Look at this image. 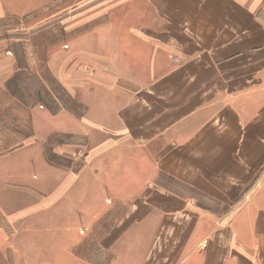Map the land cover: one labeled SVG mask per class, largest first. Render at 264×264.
I'll return each mask as SVG.
<instances>
[{"label": "crops", "instance_id": "obj_1", "mask_svg": "<svg viewBox=\"0 0 264 264\" xmlns=\"http://www.w3.org/2000/svg\"><path fill=\"white\" fill-rule=\"evenodd\" d=\"M50 1L42 22L31 21L46 23L41 41L25 46L43 56L34 60L44 64L42 105L32 132L17 128L16 138L37 144L26 165L51 155L65 163L47 162L58 178L47 190L9 183L35 198L25 207L80 214L66 198L106 193L93 183L118 159L127 175L119 188L135 194L91 255H108L105 264H264V0ZM15 56L0 54V79ZM66 138L73 150L58 142ZM94 206L97 228L105 205ZM19 255L0 237V264Z\"/></svg>", "mask_w": 264, "mask_h": 264}, {"label": "rangeland", "instance_id": "obj_2", "mask_svg": "<svg viewBox=\"0 0 264 264\" xmlns=\"http://www.w3.org/2000/svg\"><path fill=\"white\" fill-rule=\"evenodd\" d=\"M50 2V0H0V54L4 55L7 51L16 54V62L13 65L9 62L3 65L6 73L0 79V157H3L0 160L1 245L19 250L20 255L13 259L16 264H88L93 261L105 264L109 256L91 255V248L101 249L100 242L105 238L104 228L115 224L122 214L126 213V207L120 206L122 200L132 201L135 194L119 188L123 178L127 177L126 173L124 175L121 173L120 160H109L108 164L111 163L113 166L108 168V174L98 175L96 182L93 183V187L97 185V189H109L106 193L99 190L95 197L92 188L91 191L76 193L77 198H73V194L66 198L72 204L75 201L82 204L80 214L74 207L65 205L26 208L25 206L35 198L25 196L23 192L26 191L25 188L14 189L9 186V183H29L31 186L47 190L58 182L57 172L50 171L47 162L60 166L65 163L51 155L50 161L33 160L26 165V155L35 149L37 144H28L30 139L27 138H22L21 142L20 138H16L17 128L25 133L32 132V111L41 108L42 105L44 88L41 76L44 64L34 63V60L43 56L41 52L29 55L25 46L28 39L41 41L42 37L39 35L46 23L39 22H42L43 14L47 13ZM32 20L39 22L33 24ZM31 33L36 36L32 38ZM50 82L56 83L54 80ZM54 141L53 144H56L55 139ZM58 142L71 150L73 149L69 146L76 143L72 138L59 139ZM50 153L47 148V156ZM9 154L11 156H8ZM84 161L87 160L81 161V164ZM70 162L72 165L73 162ZM78 162L80 161L75 162L72 170L78 167ZM104 166L103 161L97 162L100 171ZM137 183V177H131L130 185ZM4 185H7L6 190ZM95 199L105 205V208L99 209L97 228L91 218V214L98 213V209L94 210ZM68 220L70 222H67ZM90 220L92 224L89 223ZM62 253L64 255H61Z\"/></svg>", "mask_w": 264, "mask_h": 264}]
</instances>
